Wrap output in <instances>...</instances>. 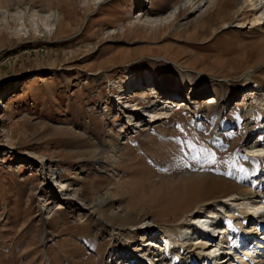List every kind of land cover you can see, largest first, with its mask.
Segmentation results:
<instances>
[{
  "label": "rangeland",
  "instance_id": "1",
  "mask_svg": "<svg viewBox=\"0 0 264 264\" xmlns=\"http://www.w3.org/2000/svg\"><path fill=\"white\" fill-rule=\"evenodd\" d=\"M184 1L0 0V264H116L129 231L242 189L231 176L247 163L241 140L264 142V112L247 127L242 110L243 93L264 88V32L246 25L245 8L237 14L239 0L198 13L187 6L170 25ZM54 15L61 31L47 33L42 21ZM161 16L168 25L130 26ZM131 77L207 86L166 89L161 98L175 105L135 129L160 99L142 102V85L132 99ZM95 149L116 169L96 165ZM98 198L120 217L95 222Z\"/></svg>",
  "mask_w": 264,
  "mask_h": 264
},
{
  "label": "bare ground",
  "instance_id": "2",
  "mask_svg": "<svg viewBox=\"0 0 264 264\" xmlns=\"http://www.w3.org/2000/svg\"><path fill=\"white\" fill-rule=\"evenodd\" d=\"M221 1L199 0V2L195 3L194 0H185L182 4L171 8L169 17L173 20L170 22V25H173L182 13L183 8L187 6L193 8V13H198L206 6L210 8L217 7ZM239 3L240 9L238 8L237 14L241 13L244 8L250 14L249 20L247 19L248 24L246 25L251 26V29H258L260 32H264V0H239ZM31 19L38 25L39 18L36 14L31 15ZM169 21L167 16H161L156 21H142L137 18L135 22L130 23V26L134 27L138 24L143 28L153 30L168 25ZM42 22L47 33L61 31L62 20L60 16H49ZM242 27H245V24ZM129 79L131 81L130 83H126V87L127 90L134 91L132 94L130 93L132 99L136 97L140 98L138 95L134 97L140 85H142V88H139V90H142L140 95L142 102L150 105L152 102L151 99L155 100L156 95L160 99V102H155V105L150 109L148 108L144 112L141 110L142 113L137 115L134 120L135 126L137 125L135 129H138V126L145 118H150L151 120L153 118L155 123L158 122L162 117V112L165 110L163 108L164 110L159 112L157 108L161 107V105H168L169 107L175 105L176 102L175 98L172 99L173 96L168 95V97L161 98V94H167L168 91L166 89L173 88L176 89L174 91L179 90L178 92L181 93L182 90H185V87L184 89L182 88L183 84L186 85L187 89L189 86L196 87V84L199 83V80L195 79L178 78L173 83L168 82L167 85L158 84L156 80L152 84V81L150 83L143 82L139 84L137 78L131 77ZM255 84L257 85L258 91L247 90L243 93L245 94V107L242 110L243 115L246 117L247 127L251 125L249 122H251L256 109H259L257 111L261 109L260 112H264V100L261 103L263 105L260 104L261 97L264 98V88L260 87L257 83ZM154 85L161 90L153 88ZM200 85L207 86V84ZM117 87L118 85L115 88ZM121 89H123V93L118 95V97L121 100H127L128 92L126 88ZM260 90L263 91L261 94H259ZM215 92L218 96V92ZM128 97L130 96L128 95ZM186 97L188 99V104L186 105L188 106L195 104L197 101V98H190L189 95ZM210 99L211 102L214 100L213 97ZM131 104V107H142L141 104ZM257 123L255 122V124ZM122 129H125V127L123 126ZM259 129L257 134L263 136L264 123L260 125ZM240 145L242 147V154L247 159V163L238 166L235 173H231L234 182L240 183L243 186L242 189L238 190L239 192L215 199L212 202H200L195 210L185 213L181 220L166 221L161 224L152 221L140 225L135 231H129L126 235V238L128 237L126 239V245L122 247L125 250L121 258H125V260H118L116 264H264V142L260 140V137H258L257 141L253 142L250 136L245 135ZM92 154L96 165L102 166L105 171L110 164H113L114 169H116L117 161H108L99 158L98 156H102L97 149L92 151ZM29 158L34 160L31 156ZM94 203L96 207L101 209L95 222L106 225L110 224L108 222L109 218L114 219L120 217L119 214H114L111 210H105L107 206L105 198L93 199ZM225 216L227 217L217 226L219 219ZM155 226H158L157 231V228H154ZM151 227L152 230H149ZM112 228L114 232L117 231V228L113 227V225ZM195 235L198 237L195 238ZM138 236H140V240L143 242L142 245L146 242L154 241L153 238L155 236H160L158 243L163 240L167 247L166 253H157L154 255L156 250L148 251L145 249V245H140V250L136 251L137 248H134L136 244L133 243H135L134 239ZM118 254L120 255L121 253H117L116 256ZM108 262L109 264H114L111 261Z\"/></svg>",
  "mask_w": 264,
  "mask_h": 264
},
{
  "label": "snow or ice",
  "instance_id": "3",
  "mask_svg": "<svg viewBox=\"0 0 264 264\" xmlns=\"http://www.w3.org/2000/svg\"><path fill=\"white\" fill-rule=\"evenodd\" d=\"M181 131H183V129H181ZM181 143H185L184 141H182ZM189 143V146L190 147H194V145H192L190 142H188ZM201 151H207V150H205V149H202ZM193 159H199V155H197V156H194L193 157ZM214 162V161H213Z\"/></svg>",
  "mask_w": 264,
  "mask_h": 264
}]
</instances>
